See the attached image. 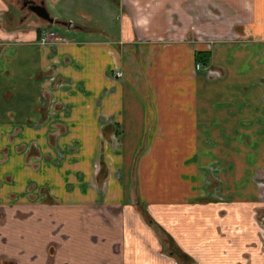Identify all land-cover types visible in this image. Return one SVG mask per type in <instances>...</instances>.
I'll use <instances>...</instances> for the list:
<instances>
[{
  "label": "crops",
  "instance_id": "crops-1",
  "mask_svg": "<svg viewBox=\"0 0 264 264\" xmlns=\"http://www.w3.org/2000/svg\"><path fill=\"white\" fill-rule=\"evenodd\" d=\"M7 4L1 264H264V0H121L117 39L49 44ZM165 149L188 153L182 197L145 167ZM166 237L182 257L160 253Z\"/></svg>",
  "mask_w": 264,
  "mask_h": 264
},
{
  "label": "rangeland",
  "instance_id": "rangeland-1",
  "mask_svg": "<svg viewBox=\"0 0 264 264\" xmlns=\"http://www.w3.org/2000/svg\"><path fill=\"white\" fill-rule=\"evenodd\" d=\"M34 3L42 2L44 8L46 9L48 16L55 20H59L61 22H71L81 28L90 29V30H100L103 35H88L82 32H74L73 30H66L60 25H47V22L37 18L30 11L21 7V0H3L4 3H10L8 9L10 15L13 17V25L17 24L18 21L22 22V28L25 26H29L32 29H39L42 31L52 32L55 36H61L64 40H74V41H84L87 39L91 40H109V38L117 39L119 27L118 24L124 18L122 14V7L120 4L121 0H30ZM8 5V4H7ZM22 17V18H21ZM4 24H8L5 19L2 21ZM50 29V31H49ZM47 33V32H46ZM113 142V141H110ZM244 142V141H242ZM102 150V147L100 148ZM168 154L163 152L158 154H150L149 156H144L143 161L145 167H161L164 172L159 174H165L168 179H163L160 182V185L167 188V186L172 182V187L168 196H184L188 192L189 184L185 179L188 178V168L189 165H185L186 160H182L181 158L188 153L182 152L180 150L173 151L165 149ZM210 156V155H209ZM189 163V162H188ZM175 168V169H174ZM144 178H142V188L141 192L145 196L146 191L149 190L146 188V179L145 173H143ZM177 183L175 184V181ZM151 189V188H150ZM153 189V188H152ZM180 197V198H181ZM147 217V216H146ZM146 217L142 218L144 224H146ZM264 217V206L257 213L256 220L259 223L258 218ZM148 227V225H147ZM150 231L156 232L152 226H149ZM160 244V253H166L165 241L159 240ZM185 264V263H182Z\"/></svg>",
  "mask_w": 264,
  "mask_h": 264
},
{
  "label": "flooded vegetation",
  "instance_id": "flooded-vegetation-1",
  "mask_svg": "<svg viewBox=\"0 0 264 264\" xmlns=\"http://www.w3.org/2000/svg\"><path fill=\"white\" fill-rule=\"evenodd\" d=\"M32 5H42L43 6V3L42 2H39V3H34V2H32V1H30V0H21V7H23V8H25L26 10H28V11H30L28 8L30 7V6H32ZM44 7V6H43ZM46 10V9H45ZM31 12V11H30ZM47 12V11H46ZM32 13V12H31ZM33 14V13H32ZM34 15V14H33ZM38 18V17H37ZM50 18V17H49ZM40 19V18H39ZM50 19H52V22L51 23H48L47 21H45V20H43V21H45V22H47V25H48V27H49V25H60V26H62L63 28H65L66 30H84L83 28H81V27H79V26H77V25H75V24H73L74 25V27L73 28H68L67 27V23H69V22H61V21H59V20H55V19H53V18H50ZM42 20V19H41ZM49 31H50V29H49ZM46 32H47V34H46ZM36 36H37V41H38V43H40V44H49V43H51V42H55V41H57V40H60V37H58L57 35L55 36L51 31L50 32H48V31H42V30H39V29H36ZM42 74H44V75H50L51 74V70H48V71H46V73H42ZM114 74H116V73H114ZM119 74V73H118ZM43 75V76H44ZM119 76V75H118ZM57 81H58V79H55V81H54V84H57ZM54 109H59L60 107H59V105H55L54 107H53ZM46 108H44V111L46 112ZM56 136L57 135H49V137H48V143H49V145L50 146H54V143H55V140H56ZM68 153H73V150L72 149H68ZM55 155H56V158L53 160V162L56 164V163H58V161L60 160V159H62L63 158V155L61 154V153H59L56 149H55ZM35 156H39V154H38V151L36 150V148L33 146V144L32 145H30L28 148H27V153H26V156H25V160L26 161H28V159L30 158V157H35ZM48 160H49V157H48ZM262 209V208H261ZM260 209V210H261ZM259 210V211H260ZM259 211H258V213H259ZM258 221H259V226H260V228H261V230H262V235H260V237L261 238H263L264 239V217L263 218H261V220L258 218ZM165 243V248H166V253H164L163 255L165 256V257H168V256H172V255H175L174 254V249L175 248H172V246L173 245H170L169 244V242L168 241H166V242H164ZM162 244V243H161ZM174 247V246H173ZM263 247H264V242H263ZM166 254V255H165ZM1 260H2V258L0 257V264H1ZM5 264H13V261L12 260H9V261H7V262H5Z\"/></svg>",
  "mask_w": 264,
  "mask_h": 264
},
{
  "label": "trees",
  "instance_id": "trees-1",
  "mask_svg": "<svg viewBox=\"0 0 264 264\" xmlns=\"http://www.w3.org/2000/svg\"><path fill=\"white\" fill-rule=\"evenodd\" d=\"M195 61H197L198 63H201L203 65H207L210 61L209 53H196L195 54ZM146 223L150 226L153 224L152 220L148 216L146 217ZM164 241L165 242L168 241L170 245H173L168 237H166L164 239ZM172 248H175L174 249L175 250L174 251L175 256L179 255L180 257H182V254L178 251V249L175 246L174 247L172 246Z\"/></svg>",
  "mask_w": 264,
  "mask_h": 264
},
{
  "label": "water",
  "instance_id": "water-1",
  "mask_svg": "<svg viewBox=\"0 0 264 264\" xmlns=\"http://www.w3.org/2000/svg\"><path fill=\"white\" fill-rule=\"evenodd\" d=\"M36 17L47 21L48 23L52 22V19L49 18L48 13L42 5H32L28 8ZM68 28H73L74 25L69 22L67 23Z\"/></svg>",
  "mask_w": 264,
  "mask_h": 264
},
{
  "label": "built area",
  "instance_id": "built-area-1",
  "mask_svg": "<svg viewBox=\"0 0 264 264\" xmlns=\"http://www.w3.org/2000/svg\"><path fill=\"white\" fill-rule=\"evenodd\" d=\"M47 34V33H46ZM202 69V67H201V64H195V70H201ZM119 74L118 73H116L115 74V76L117 77Z\"/></svg>",
  "mask_w": 264,
  "mask_h": 264
}]
</instances>
